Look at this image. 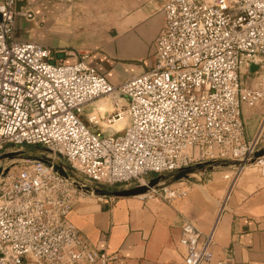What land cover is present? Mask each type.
<instances>
[{
  "label": "built area",
  "instance_id": "obj_1",
  "mask_svg": "<svg viewBox=\"0 0 264 264\" xmlns=\"http://www.w3.org/2000/svg\"><path fill=\"white\" fill-rule=\"evenodd\" d=\"M162 26L145 68L110 83L86 54L14 37L15 0H0V155L41 144L50 160L0 169V264H107L117 254L95 248L67 218L81 187L146 184L198 163L233 161L231 181L264 145L261 129L245 138L244 107L264 106V0H164ZM32 17L31 11L22 13ZM256 69L250 71V65ZM245 76V78H243ZM111 110L82 118L96 99ZM106 112V111H105ZM125 119L121 129L113 124ZM187 179L149 187L145 199L185 197ZM182 264L212 259L213 233L181 227Z\"/></svg>",
  "mask_w": 264,
  "mask_h": 264
},
{
  "label": "crops",
  "instance_id": "obj_2",
  "mask_svg": "<svg viewBox=\"0 0 264 264\" xmlns=\"http://www.w3.org/2000/svg\"><path fill=\"white\" fill-rule=\"evenodd\" d=\"M64 2L28 0L24 11L33 15L16 17L14 37L49 46L69 62L78 57L75 51L86 54L112 84L145 68L162 26L164 0H110L108 23L83 41L68 40ZM73 26L81 24L74 21ZM91 109L105 114L111 99L86 106L84 120ZM242 118L246 139L260 129L264 136L263 105L244 107ZM228 172L218 165L195 168L186 181L188 194L169 203L140 194L100 197L85 192L67 218L95 248L117 254L107 264H182L178 240L186 219L202 233H213L212 259L201 264H264V163L246 164L232 181L224 177Z\"/></svg>",
  "mask_w": 264,
  "mask_h": 264
},
{
  "label": "rangeland",
  "instance_id": "obj_3",
  "mask_svg": "<svg viewBox=\"0 0 264 264\" xmlns=\"http://www.w3.org/2000/svg\"><path fill=\"white\" fill-rule=\"evenodd\" d=\"M56 1H65L67 7V15L68 17L65 19V29L69 31V37L68 40L73 41L75 39H80V41H83L82 39L86 38V35L89 33H100L101 30L106 26V24L109 21V3L110 0H56ZM28 5V0H27ZM27 5L24 7L26 8ZM28 9V8H27ZM28 11H31L28 9ZM33 15V14H32ZM19 17V15L17 16ZM74 21L81 26L78 28H75L73 26ZM44 21L41 22V26H44ZM40 43V42H39ZM73 45V43H72ZM65 49V48H64ZM55 58L63 57L60 53H55ZM245 78V76L243 77ZM125 119L123 120L122 127L124 126ZM117 123L113 124V128L117 129ZM263 141H264V136ZM11 150L13 154L9 156H2L0 155V169L4 167L5 169H11L12 171H15L21 162L23 160L27 159H36V158H42L46 160L52 161L55 165H61L63 168H66L68 171V174H70L72 177L80 180V175H73V173L70 172L68 169V163L67 161L57 155L55 152H53L48 147L41 145V144H30V145H22V146H16L13 147ZM10 153V152H6ZM224 164L218 165L222 167H226L229 170H232V164L233 161L227 160L224 161ZM156 176L155 174L151 173L146 175V179H150L152 177ZM134 182H131L129 184H121V185H112V186H103L108 189H115L120 187H129ZM168 183V182H166Z\"/></svg>",
  "mask_w": 264,
  "mask_h": 264
},
{
  "label": "water",
  "instance_id": "obj_4",
  "mask_svg": "<svg viewBox=\"0 0 264 264\" xmlns=\"http://www.w3.org/2000/svg\"><path fill=\"white\" fill-rule=\"evenodd\" d=\"M27 5V0H15V10H16V15H19L23 13L24 7ZM256 69V65L251 64L250 65V71H253ZM13 154L12 152L10 153H5L2 156H9ZM264 155V146H262L260 149L254 152L253 157L251 161L253 162L255 158L261 157ZM224 161H212V162H207V163H198L194 164L189 167H185L182 169H179L173 173L169 174H161V175H156L152 178H150L146 184H137V185H132L129 187H120V188H115V189H108L103 186H89V185H84L81 188L87 192L93 193L97 196H132V195H138L144 193L149 187L152 186H158L159 184L162 183H170V182H175L181 179H188L189 175L194 171L195 168L197 167H202V166H215V165H221L224 164ZM54 169L61 174L64 177H67V173L64 170V168L61 165H54Z\"/></svg>",
  "mask_w": 264,
  "mask_h": 264
},
{
  "label": "bare ground",
  "instance_id": "obj_5",
  "mask_svg": "<svg viewBox=\"0 0 264 264\" xmlns=\"http://www.w3.org/2000/svg\"><path fill=\"white\" fill-rule=\"evenodd\" d=\"M123 120H124V118H121V119H119V120H117L115 123H117V129L119 130V129H121L122 128V124H123Z\"/></svg>",
  "mask_w": 264,
  "mask_h": 264
}]
</instances>
